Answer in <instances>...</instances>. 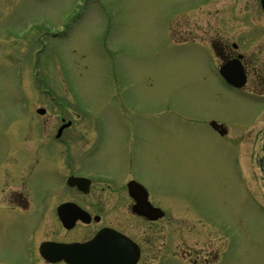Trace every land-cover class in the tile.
<instances>
[{"label": "rangeland", "instance_id": "rangeland-1", "mask_svg": "<svg viewBox=\"0 0 264 264\" xmlns=\"http://www.w3.org/2000/svg\"><path fill=\"white\" fill-rule=\"evenodd\" d=\"M233 7V24H263L258 0H0V157L27 153L30 127L35 149L36 108L54 116L57 99L86 112L92 133L114 142L110 157L122 138H135L139 151L148 147L140 170L151 189L171 192V201L191 207L190 217L204 219L171 225L174 248L154 264H192L181 248L198 257L214 252L212 264H264L261 139L252 144L263 135L264 102L205 75L208 52L171 36L194 38L205 25L226 29ZM124 112L136 121L125 122ZM211 115L228 121L233 137L250 132L247 140L231 137L230 163L219 158L218 137L199 129ZM205 143L213 154L202 150ZM37 176L33 186L44 180Z\"/></svg>", "mask_w": 264, "mask_h": 264}, {"label": "flooded vegetation", "instance_id": "flooded-vegetation-1", "mask_svg": "<svg viewBox=\"0 0 264 264\" xmlns=\"http://www.w3.org/2000/svg\"><path fill=\"white\" fill-rule=\"evenodd\" d=\"M258 1L264 19V8ZM233 11L234 7L231 25L226 29L205 25L200 35L193 36L199 39L198 44L195 40L191 43L201 45L209 54L205 62L209 71L205 75L213 76L244 98L264 102V22L259 26L235 25ZM243 11L246 10L242 5L239 12ZM183 32L178 37L172 35L180 39L179 44L189 42ZM227 63H231L230 72L227 70L228 75L224 76L221 67ZM227 79L245 83L236 87ZM52 107L57 112L54 116L45 107L38 117L34 150L30 151L28 143L33 129L30 127L26 131L27 153L16 152L15 158L0 157V241L5 244L0 249V264H154L156 257L168 256L174 248L171 225L179 219L203 222L198 215L189 216L192 212L188 204L171 201V192L156 193L151 189L140 170L144 153H151L148 147L145 152L139 151L135 138L132 142L122 138L117 142L120 151L114 159L106 153L115 148L114 142H105L104 134L92 133V121H82L86 112L82 115L70 106L58 104ZM124 113L121 118L125 122L136 121L130 119V112ZM143 113L150 116L151 111ZM200 120L199 129H207L218 137L219 158L228 156L230 163L231 137L247 140L250 132L245 129L237 138L231 135V124L225 119L211 115ZM259 131L262 137L256 133L252 144L261 139L264 152V127ZM87 132L88 136H82ZM202 147L213 154L211 144ZM100 154L105 158L100 159ZM94 160L109 165L92 164ZM255 160L260 164L261 156ZM35 175L38 180L44 179L37 186L30 183ZM71 177L80 178V183L72 185L68 182ZM12 180L21 184L13 185ZM133 181L145 190L139 185L131 190ZM63 220L73 225L68 227ZM159 226L165 227L158 231ZM12 230L17 237H11ZM59 243H84L85 247L61 252ZM180 252L192 264H212L217 257L214 252L193 256L185 248ZM63 254L72 261L60 257Z\"/></svg>", "mask_w": 264, "mask_h": 264}, {"label": "water", "instance_id": "water-1", "mask_svg": "<svg viewBox=\"0 0 264 264\" xmlns=\"http://www.w3.org/2000/svg\"><path fill=\"white\" fill-rule=\"evenodd\" d=\"M263 169H264V160H263Z\"/></svg>", "mask_w": 264, "mask_h": 264}]
</instances>
